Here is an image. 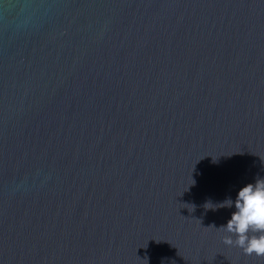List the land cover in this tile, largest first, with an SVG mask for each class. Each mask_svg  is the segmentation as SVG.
Masks as SVG:
<instances>
[{"label": "water", "instance_id": "95a60500", "mask_svg": "<svg viewBox=\"0 0 264 264\" xmlns=\"http://www.w3.org/2000/svg\"><path fill=\"white\" fill-rule=\"evenodd\" d=\"M261 178L264 0H0V264H264Z\"/></svg>", "mask_w": 264, "mask_h": 264}, {"label": "clouds", "instance_id": "9594fccd", "mask_svg": "<svg viewBox=\"0 0 264 264\" xmlns=\"http://www.w3.org/2000/svg\"><path fill=\"white\" fill-rule=\"evenodd\" d=\"M220 204L235 206L227 222L219 226L225 232L235 234V239L232 235L224 236L225 242L234 243L247 254L264 255V178L245 184L239 188L234 200L229 197ZM249 229L259 230L260 234L249 236Z\"/></svg>", "mask_w": 264, "mask_h": 264}]
</instances>
